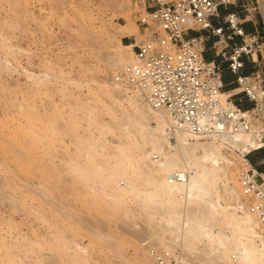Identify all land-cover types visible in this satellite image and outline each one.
Instances as JSON below:
<instances>
[{
  "label": "rangeland",
  "instance_id": "obj_1",
  "mask_svg": "<svg viewBox=\"0 0 264 264\" xmlns=\"http://www.w3.org/2000/svg\"><path fill=\"white\" fill-rule=\"evenodd\" d=\"M260 3L264 5V0H242L246 12L239 7L228 11L239 12L243 20L254 16L264 27ZM139 11L140 0H0V248L4 245L0 264H13L12 260L14 264H140L134 238L145 236L138 243L158 247L157 240L149 238L163 232L161 225L151 222L156 210L141 212L140 201L134 199L124 209L111 206L101 180L112 174L109 154L90 148L105 140L117 142L107 127L124 135L125 117L111 124L93 97L98 93L96 81L112 87L113 77L124 67L110 60L118 40L131 44L120 34L122 25L136 28L132 43L145 40L135 24ZM92 29L101 30L102 37L93 35ZM111 93L129 114L127 95L114 87ZM90 108L95 112L91 114ZM114 110L122 115L119 107ZM223 152L235 166L221 168L234 173L238 184L248 168L238 150ZM250 155L249 161L255 163L261 152ZM157 159L150 157L152 173L161 171ZM218 189L224 208L230 202L243 204L239 191L225 195ZM181 254L187 259L183 264L196 262L193 255Z\"/></svg>",
  "mask_w": 264,
  "mask_h": 264
},
{
  "label": "bare ground",
  "instance_id": "obj_2",
  "mask_svg": "<svg viewBox=\"0 0 264 264\" xmlns=\"http://www.w3.org/2000/svg\"><path fill=\"white\" fill-rule=\"evenodd\" d=\"M260 8L264 11L262 3H260ZM132 25H122L120 28L122 37L136 34L137 30L135 31L136 28ZM91 31L96 37L101 38L103 35L99 29H92ZM117 44V49H111L110 60H113L115 65L126 66L133 63L135 61L134 56L131 57L133 55V43L124 45L118 40ZM122 49L127 52L121 53ZM100 72L98 71V73ZM31 76L32 74L28 77L31 78ZM96 82H98L96 83L98 93L93 94V98L94 103L102 109L99 113L102 114L101 112H103L111 124L116 123V125L118 121L120 122L119 118L125 117L123 122L124 135H118L114 131L115 129L107 127V134L109 133L117 142L104 139L103 144H92L90 147L97 154L103 151H107L109 154L108 163L112 174L109 177H103L104 179L100 178L106 187L104 188L101 184V189L102 191L107 190V196H109L107 200L110 204L113 203L111 206L116 207V209H124L126 203H129V199H134L140 201L141 212L147 214L156 210L155 213L151 214V222L161 225L163 229H160L163 232L159 236L149 237L152 241L157 240L158 249L147 244L148 247L159 253L171 252L175 264H183L187 261L185 254L181 253L193 255L196 260L194 264H264V241L257 232L258 223L254 215L244 206V201L242 200L243 204L241 201L230 202L226 204L225 208L220 203L219 187L225 195L237 194L239 191L242 196L234 173H230V170L227 173L223 172L221 168L223 164L228 165V167L235 166V163L223 152V150H231V148L216 141H192L180 131L171 133L172 121L169 115L162 110L152 109L145 102L142 94L135 91L128 92L129 88L115 82L112 87L102 80ZM113 87L127 95L125 100L129 106V114L123 105L124 103L112 95L111 88ZM232 93L234 91L222 92L221 99H226ZM100 94L107 100L106 102L102 100ZM115 107L120 108L121 116L118 117L115 114ZM88 111L92 114L95 109L90 108ZM90 117L92 116L90 115ZM90 122L92 123L91 120ZM124 139L126 140L125 143L121 142ZM34 140L30 141L34 142ZM226 142L240 153H246L249 146H252V140L248 133L230 137ZM200 151L201 153L198 155ZM151 156L158 158L154 161L161 171L152 173L149 170ZM241 158L245 162L244 165L249 168L246 159L242 156ZM177 171L188 173V180L182 184H170L168 176ZM226 209L234 210L235 214L225 211ZM127 210L129 209L124 211L128 213ZM236 213H241L244 216H239ZM140 238L145 240L147 237L140 235V237L133 239V246L139 263L155 264L150 255V250L142 246L144 242L138 243ZM244 241L248 246H245ZM31 243L36 242L31 241ZM17 245H19L18 242ZM199 245L201 250L197 247ZM3 246L1 245L2 250ZM35 246L37 247V245ZM143 249L146 251L145 253ZM20 254L19 258L22 256V253ZM14 255L12 256L14 257ZM20 260L22 261V259ZM23 260L25 259L23 258ZM12 261L14 264V260ZM166 264L171 263L167 262Z\"/></svg>",
  "mask_w": 264,
  "mask_h": 264
},
{
  "label": "built area",
  "instance_id": "obj_3",
  "mask_svg": "<svg viewBox=\"0 0 264 264\" xmlns=\"http://www.w3.org/2000/svg\"><path fill=\"white\" fill-rule=\"evenodd\" d=\"M140 4L135 24L145 40L133 45L135 61L120 69L114 82L142 94L152 109L166 112L171 133L180 131L192 141L221 142L231 149L228 138L248 133L252 146L239 155L246 158L264 150V41L257 24L253 23L254 33H246L239 12L228 11V7L245 11L242 0H140ZM245 59L253 67L249 76L242 75ZM224 70L235 77L236 87L222 100ZM243 102L251 106L243 108ZM188 177L177 171L168 182L182 184ZM238 184L264 241V172L249 165ZM142 246L150 250L155 264L175 263L171 252H156L146 242Z\"/></svg>",
  "mask_w": 264,
  "mask_h": 264
},
{
  "label": "crops",
  "instance_id": "obj_4",
  "mask_svg": "<svg viewBox=\"0 0 264 264\" xmlns=\"http://www.w3.org/2000/svg\"><path fill=\"white\" fill-rule=\"evenodd\" d=\"M222 13H224V12L222 11ZM242 22L243 23L244 22H248V23H244L243 24V28H244V30H245L246 33H254L255 30H254V27H253V23L254 24H257V27H256L257 29L256 30L259 33L260 39L264 41V30H263L264 27L263 26L260 27L258 21L255 20L254 16H248L246 18V20H243L242 19ZM261 24H264V23H261ZM127 39L131 43H132V41H135V37L134 36H129V37H127ZM236 40L238 42H240V39L239 38H237ZM134 44L135 43H133V45ZM210 44H211V41H209L207 43V46L210 45ZM252 72H253L252 65L248 62L247 59H245V67L242 70V75L249 76ZM223 81H224V84H225V87H224V90H223L224 92H229V91H232L233 89H235V87H236V84L234 83L235 77L232 76L231 74H229L226 70L223 71ZM250 106H251L250 103H247V102H243L242 103V107H244V108H249ZM260 152H261V155H260L259 158H257L258 160H256L255 163H253L252 161H249L248 157L251 156V155H248L245 159L248 162V164L251 165L252 167H255L256 170H258L259 172H264V150H262ZM261 162H263L262 165L260 164Z\"/></svg>",
  "mask_w": 264,
  "mask_h": 264
},
{
  "label": "trees",
  "instance_id": "obj_5",
  "mask_svg": "<svg viewBox=\"0 0 264 264\" xmlns=\"http://www.w3.org/2000/svg\"><path fill=\"white\" fill-rule=\"evenodd\" d=\"M244 108V107H243Z\"/></svg>",
  "mask_w": 264,
  "mask_h": 264
}]
</instances>
